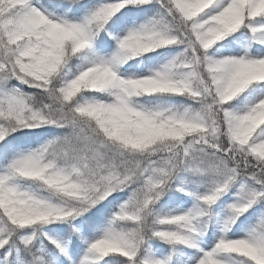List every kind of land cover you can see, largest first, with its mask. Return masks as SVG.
Masks as SVG:
<instances>
[{
    "label": "snow or ice",
    "instance_id": "snow-or-ice-1",
    "mask_svg": "<svg viewBox=\"0 0 264 264\" xmlns=\"http://www.w3.org/2000/svg\"><path fill=\"white\" fill-rule=\"evenodd\" d=\"M0 264H264V0H0Z\"/></svg>",
    "mask_w": 264,
    "mask_h": 264
}]
</instances>
